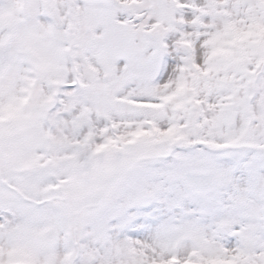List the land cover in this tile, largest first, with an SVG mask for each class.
<instances>
[{"label": "rangeland", "instance_id": "obj_1", "mask_svg": "<svg viewBox=\"0 0 264 264\" xmlns=\"http://www.w3.org/2000/svg\"><path fill=\"white\" fill-rule=\"evenodd\" d=\"M19 1L0 0V264H264V0Z\"/></svg>", "mask_w": 264, "mask_h": 264}, {"label": "water", "instance_id": "obj_2", "mask_svg": "<svg viewBox=\"0 0 264 264\" xmlns=\"http://www.w3.org/2000/svg\"><path fill=\"white\" fill-rule=\"evenodd\" d=\"M98 2L100 3H104V4H110L111 3V0H97ZM101 15V11H98L96 13V16L99 17ZM53 19H54V22H55V25L58 27V28H61L62 27V24L61 22L59 21V19L53 15ZM153 48H154V52L152 53L151 55V59H155L157 56H158V52H159V44L158 43H154L153 44ZM57 233L56 232H49L43 242H44V245L47 249H51L54 244L56 243L57 241Z\"/></svg>", "mask_w": 264, "mask_h": 264}]
</instances>
